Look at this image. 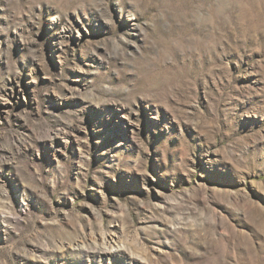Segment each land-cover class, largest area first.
<instances>
[{
  "label": "rangeland",
  "instance_id": "374dc122",
  "mask_svg": "<svg viewBox=\"0 0 264 264\" xmlns=\"http://www.w3.org/2000/svg\"><path fill=\"white\" fill-rule=\"evenodd\" d=\"M0 264H264V0H0Z\"/></svg>",
  "mask_w": 264,
  "mask_h": 264
}]
</instances>
